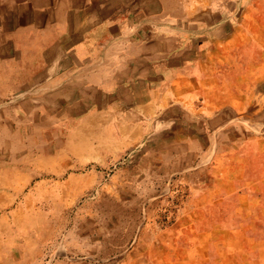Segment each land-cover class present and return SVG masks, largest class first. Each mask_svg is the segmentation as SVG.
Segmentation results:
<instances>
[{"label":"crops","instance_id":"1","mask_svg":"<svg viewBox=\"0 0 264 264\" xmlns=\"http://www.w3.org/2000/svg\"><path fill=\"white\" fill-rule=\"evenodd\" d=\"M245 2L212 18L211 0H0V264L51 262L50 216L26 212L19 190L83 168L54 169L52 157H94L100 144L141 183L154 173L155 187L192 188L206 169L183 164L209 153L228 97L238 108L249 98L224 78Z\"/></svg>","mask_w":264,"mask_h":264},{"label":"rangeland","instance_id":"2","mask_svg":"<svg viewBox=\"0 0 264 264\" xmlns=\"http://www.w3.org/2000/svg\"><path fill=\"white\" fill-rule=\"evenodd\" d=\"M246 1L247 17L234 23V37L242 41L229 47L234 75L224 78L238 79L249 98L238 108L228 97L222 110L228 122L211 125L209 153L183 164L200 165L204 174L189 176L195 182L191 189L168 180L160 188L154 173L141 183L129 172L133 165L114 167L120 158L107 156L100 144L94 157H52L54 169L83 168L51 173L48 181L19 190L26 212L50 216L44 223L57 238L50 264H264V248L244 240L251 234L249 239H264V0ZM220 7L238 15V0H211L212 18ZM228 94L238 96L234 90ZM208 212L210 221L203 216ZM161 239L165 244L159 248Z\"/></svg>","mask_w":264,"mask_h":264}]
</instances>
